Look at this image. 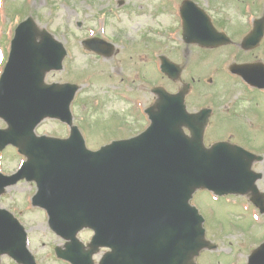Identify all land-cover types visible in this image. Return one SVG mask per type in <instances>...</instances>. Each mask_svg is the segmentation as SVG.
Listing matches in <instances>:
<instances>
[{
	"label": "water",
	"instance_id": "water-1",
	"mask_svg": "<svg viewBox=\"0 0 264 264\" xmlns=\"http://www.w3.org/2000/svg\"><path fill=\"white\" fill-rule=\"evenodd\" d=\"M181 14L184 38L195 33L200 41V12L184 2ZM64 55L62 46L28 18L15 30L0 76V118L8 126L0 130V150L12 144L28 158L12 179L0 176V194L19 179L36 182L32 204L47 212L52 230L70 240L65 252L57 250L60 258L88 264L99 247H108L111 253L102 264H193L205 246L202 219L188 205L198 189L216 195L249 194L264 213L255 186L261 174L251 171L261 158L225 143L205 149L207 113L187 115L180 96L165 95L141 135L88 151L69 111L78 87L43 84L45 73L61 69ZM162 68L170 73L167 66ZM237 68L232 67L234 72ZM243 75L250 80L247 73ZM48 117L70 126L68 140L34 137V128ZM83 228L94 232L87 251L75 240ZM25 248L23 229L0 210V255L19 264H35ZM248 264H264V243Z\"/></svg>",
	"mask_w": 264,
	"mask_h": 264
},
{
	"label": "rangeland",
	"instance_id": "rangeland-1",
	"mask_svg": "<svg viewBox=\"0 0 264 264\" xmlns=\"http://www.w3.org/2000/svg\"><path fill=\"white\" fill-rule=\"evenodd\" d=\"M183 0H0V60L7 59L8 42L12 38L16 24L22 18L32 16L38 27L45 28L58 41L64 44L68 56L63 63V70L48 74L49 82H69L80 86L76 100L72 104L74 124L80 128L86 146L96 150L109 140L119 135L141 131L146 126L143 121H136L134 116L135 97L140 96L139 109L146 104L151 76L161 79L159 70L140 63L139 77L135 81V62L122 63L123 54L127 55L129 46L139 39H165L168 31L176 26L174 14ZM202 6L206 0H196ZM237 0H220L224 5H236ZM243 1V0H242ZM245 1V0H244ZM246 3L254 5L253 0ZM21 11L20 16H13V11ZM24 12H26L24 14ZM214 15V14H213ZM241 24H235V26ZM89 37H99L114 44L116 54L104 61L92 59L93 55L85 52L80 42ZM180 37L174 34L179 44ZM176 44V45H177ZM139 47V46H138ZM176 47V46H174ZM173 55L181 54L177 59L185 67L184 52L188 53L187 63L194 74L216 73L225 87L235 84L233 77L222 66L214 51L201 48H165ZM132 50H135L132 47ZM133 52L132 54H134ZM138 59H146L137 53ZM92 57V58H91ZM128 57V56H127ZM131 59V57H129ZM201 58V60H200ZM226 63L230 62L228 54L223 52ZM126 65V66H124ZM188 66L183 80L192 72ZM2 64H0L1 72ZM149 74V79L146 78ZM83 75V76H82ZM199 77V76H198ZM197 77V78H198ZM196 78V79H197ZM141 81V82H140ZM126 83H129L126 87ZM166 86V85H165ZM245 88V85L236 84ZM171 88L172 86H168ZM210 88V87H209ZM119 92L121 97L116 94ZM125 92L127 97H124ZM256 98L264 103V92L256 93ZM133 104V107H129ZM202 104V103H201ZM200 104V105H201ZM132 111V115L128 112ZM4 124L0 121V128ZM222 130V129H221ZM38 135L63 137L68 129L57 121H43L36 130ZM215 136L218 129L214 131ZM228 134L243 147L264 157V104L247 106L246 111L237 114L231 121ZM214 140H208L212 142ZM13 151V150H12ZM256 153V152H254ZM23 158L11 150L0 156V172H15ZM261 172L263 178L257 183L258 190L264 193V159L253 166ZM31 183H19L7 190L0 198V206L11 212L25 227L28 234L29 249L38 264H68L58 261L53 256L55 246H62L63 241L53 235L47 226L46 214L30 205L35 193ZM190 203L198 209L204 223L206 238L213 242L210 252H203L198 259L201 264H246L250 254L264 241V215H259L249 199L245 196L225 195L216 197L204 190L197 191ZM80 239L86 243L90 233L84 232ZM1 264H13L4 257Z\"/></svg>",
	"mask_w": 264,
	"mask_h": 264
},
{
	"label": "flooded vegetation",
	"instance_id": "flooded-vegetation-1",
	"mask_svg": "<svg viewBox=\"0 0 264 264\" xmlns=\"http://www.w3.org/2000/svg\"><path fill=\"white\" fill-rule=\"evenodd\" d=\"M215 14H218L217 17L216 18L210 17V20L217 31L225 33L230 38L231 44H229L226 47H235L237 49L238 57L236 56L233 61L236 63H246V64L254 63L257 61L259 62L260 60L259 56L257 57L255 55V52L260 50V47L263 45L264 28H263V37L257 41V44L255 45L256 47L248 51H243L241 46L243 44L244 38L248 34L252 33L254 30L256 31L260 30V26H257L256 29L252 25H247V26L243 25L244 27L242 26V28H240L239 25L235 27V24L233 26L231 22L228 21V18L222 16L221 12H217L216 10ZM251 19L252 18L249 17L248 20ZM166 47H170V46L169 45L162 46L159 44L158 41L155 40L152 41L150 45L146 46V49L144 50V56L147 58L142 60L141 58L138 59V62L135 65V75H134L135 81L137 80L140 74V71L137 74L138 68L140 67V63L145 62L147 65L151 66L153 70L154 68L156 70H159L161 63L160 57L163 56L170 61L173 62L176 61L173 58L174 55L169 53L165 49ZM139 60H141L140 63ZM130 67H134V66L130 65ZM182 73L184 75L185 70ZM160 76H161L160 80L157 79L156 76L153 75L151 76L150 87L148 89V98H146L147 107L149 104L152 105L158 99L159 92L158 95L156 93H152V88H157L160 86L166 89L169 93L174 94L178 92L184 84H189L188 81H185L183 79L180 80V82L174 83L169 81L163 75L160 74ZM146 78L149 79V74H147ZM234 80H235L234 85L240 84V85H245L246 87L244 89L243 88L238 89L237 91H233V90L227 91V90L218 89L212 92H208L203 87H199L198 89L195 90H193L195 87H192L191 92L185 97L186 106L188 108L187 110L191 109L193 110L191 112H197L199 108L195 107V105H197L199 102H207L212 107L210 108L211 117L216 116L215 118L219 125L225 124L227 126H230L232 119L237 114L245 112L247 106H257L259 104H264L261 103L256 98V93L264 92V91H260L255 88H251L247 86L238 77H236ZM201 83L202 81H198L199 86L201 85ZM169 85L172 87L169 88L168 87ZM143 93L140 97L141 99L142 96L144 95ZM143 117L144 116H139L140 121H145ZM145 119L147 121L146 117Z\"/></svg>",
	"mask_w": 264,
	"mask_h": 264
}]
</instances>
